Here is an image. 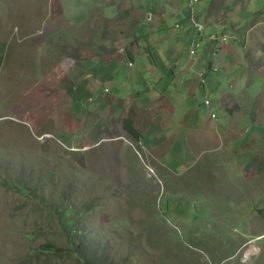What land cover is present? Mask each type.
<instances>
[{"label":"rangeland","instance_id":"374dc122","mask_svg":"<svg viewBox=\"0 0 264 264\" xmlns=\"http://www.w3.org/2000/svg\"><path fill=\"white\" fill-rule=\"evenodd\" d=\"M210 1L201 0L195 9ZM78 4L0 0V175L11 180L21 175L46 198L41 203L0 185V264H82L71 253L70 228L82 229L107 264L122 259L125 264H264V221L256 212L264 207V31L250 33L249 43L242 32L244 19L262 9L264 0L248 2L232 24V13L219 6L215 17L224 23L226 13L227 21L206 27L207 33L226 31L243 40L232 72H218L220 88L207 94L216 113L212 120L199 93L192 103L202 115L178 114L190 129L168 128V138L150 140L155 123L166 128L178 120L160 105L146 107L145 139L139 142L123 131L119 117L112 119L114 112L100 105V98L82 97L94 83L82 73L96 67L82 57L77 42ZM173 19L181 20L175 35L167 33L159 50L154 47L157 74L176 61L191 65L208 47L204 41L193 57L189 54L197 39L193 29L172 58L167 46L177 47L180 32L192 27L181 13ZM139 24L148 29L145 17ZM90 29L87 23L85 31ZM199 63L191 73L200 70ZM124 67L114 62L100 73L116 70L121 77ZM106 87L113 90L114 84ZM169 98L173 105L181 101ZM67 202L74 211L60 220L56 207ZM48 242L61 250L40 249Z\"/></svg>","mask_w":264,"mask_h":264},{"label":"crops","instance_id":"0c3cea01","mask_svg":"<svg viewBox=\"0 0 264 264\" xmlns=\"http://www.w3.org/2000/svg\"><path fill=\"white\" fill-rule=\"evenodd\" d=\"M200 1L198 0L196 3ZM220 1L211 0L207 8L206 5H203L201 9L196 10V3L192 9L188 8L189 0H77L79 3L77 5V8L79 6L77 42L83 47L82 57L87 59V63H92L96 67L90 71L84 69L86 73H82L86 78L90 77L94 80L92 87L81 91L82 97L87 98L89 95L88 98H93V100L100 98V105L105 104L110 111L114 112L115 116H112V119L116 121L118 117L120 118L122 129L123 119L130 117L139 136L133 137L124 129L123 131L131 137L130 139L137 142L145 139V113L150 112V110H145L146 107L156 108L160 105L159 107L167 108L178 120L166 128H158V124L155 123L156 125L153 126L155 136L151 131H148L150 140L152 137L168 138L167 132H165L168 128H173L175 133L181 132L183 128L190 129L191 124L184 126L183 118L178 117V114L184 112L202 115L197 112L192 100L199 93H204V100L209 99L207 98L209 90L220 88V85L217 84L220 76L217 73L232 72L234 59L239 56L240 49L243 47V40L238 38L237 34H229L226 31L207 33L206 27L213 28L223 25L228 18L227 12H231L232 14H230L234 16L231 24L237 22L239 18H242L241 11L246 8L245 5L248 2L251 4V0H239V6L235 8L231 7L234 0H223L224 6L218 3ZM219 6L220 9L224 7L222 12L227 11L224 23L215 17L219 13ZM259 8L262 9L253 12L251 16H248L250 18H243L246 20L244 24L246 27L242 32L245 35V41L248 43L250 33L253 34L255 30L258 31V28L264 31V7L260 6ZM177 13H181L184 20H190L192 27L180 32L178 46L172 47V49L168 45L166 52L170 50L174 54L172 57L174 58L180 49L181 41L187 39L193 29L196 31L194 38H199L201 45L205 41L208 47L203 50L200 58L192 59L191 65H182L176 61L171 65L167 64L169 70L160 69L163 73L157 74L159 58L154 50H159L158 43L169 39L167 33L170 32L174 36L181 26V20L173 19ZM143 17L148 24L147 30L142 29L139 24ZM194 21L203 24L204 32L200 36L194 26ZM87 23L89 29L91 28L89 32L85 31ZM237 33L240 34L241 31ZM210 34H225L227 41H220L215 44L209 39ZM258 34L260 35V32ZM145 37H147L146 41ZM261 37L264 46L262 33ZM85 43H88V46ZM214 45L216 49L213 48ZM161 58L166 62L165 58ZM114 62L118 66L125 63L126 68H123L125 73L121 71L120 73L123 75L117 77L119 76L117 71L113 70L101 75L102 66L111 65ZM198 62H200V70L191 73L192 66ZM129 63L132 64L129 65ZM213 66L217 68L216 71L212 70ZM165 78H167V82ZM179 79L180 84L177 83ZM110 82L114 84V91L106 87ZM91 90H93L92 94L90 93ZM169 95H175L181 101L173 105ZM174 106L179 108L176 109ZM205 106L208 107L207 116L212 120L209 113H215V110H213L211 102ZM138 120H142L140 121V123L142 122L141 125L137 124ZM177 122H181L180 125H176Z\"/></svg>","mask_w":264,"mask_h":264},{"label":"trees","instance_id":"16d2710c","mask_svg":"<svg viewBox=\"0 0 264 264\" xmlns=\"http://www.w3.org/2000/svg\"><path fill=\"white\" fill-rule=\"evenodd\" d=\"M2 51H3V45L0 44V64L2 62ZM212 70L214 69L212 68ZM122 126H123V129L127 133L131 134L133 137L139 136L138 131L135 130L132 125V120L130 117H126L123 119ZM1 160L2 158L0 156V162ZM2 171L3 170L1 169V166H0V174ZM0 185H2L3 187H7V188H14L15 190L20 192L22 195H24L28 199L35 200L41 203H44V201H46V198L39 196L41 192H39L38 186L32 183L30 180L22 177L21 175H18V174L15 175L14 180L7 179L0 175ZM47 208H49L50 210H54L51 206H47ZM73 211L74 210H73L71 202H67L66 205L64 206L56 207V213L60 214L58 215L60 216L59 217L60 220H63L64 218H66L67 215H70V213H72ZM256 212L259 214V216L264 221V207L257 208ZM72 222L73 221H71V223ZM66 224H64L66 228L72 227ZM67 238H68V241L73 246L72 247L73 251L71 253H73L74 256H77L82 264H107L106 263L108 262L107 256H103V255L101 256V254H99L98 251L95 252L93 250V246L90 243H88L87 240L85 241L83 237L82 229H79V228L71 229L70 228L69 231H67ZM103 248L104 246L98 249L101 251ZM40 249L44 251H54V252H58L61 250L60 247L50 242L41 245ZM118 264H125V260L122 259Z\"/></svg>","mask_w":264,"mask_h":264},{"label":"built area","instance_id":"2783aa9c","mask_svg":"<svg viewBox=\"0 0 264 264\" xmlns=\"http://www.w3.org/2000/svg\"><path fill=\"white\" fill-rule=\"evenodd\" d=\"M198 0H189L188 2V6L190 9H192L193 5L197 2ZM194 26L197 30V32L199 33V36L201 34H203L204 32V27L201 23L197 22V21H194ZM214 38H222V42L224 41H227V36L225 34H222V35H217V34H210L209 35V39L212 40L213 42V39ZM201 47V41L199 38H197L194 42H192V44L190 45V48H189V54L191 56L195 55L196 52L198 51V49ZM214 70H216L217 68L215 66L212 67ZM204 104L205 105H209L210 104V101L208 99H205L204 100ZM211 117H214L215 114L213 112H210L209 113Z\"/></svg>","mask_w":264,"mask_h":264},{"label":"bare ground","instance_id":"6f19581e","mask_svg":"<svg viewBox=\"0 0 264 264\" xmlns=\"http://www.w3.org/2000/svg\"><path fill=\"white\" fill-rule=\"evenodd\" d=\"M218 52V51H217Z\"/></svg>","mask_w":264,"mask_h":264}]
</instances>
